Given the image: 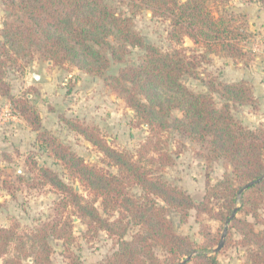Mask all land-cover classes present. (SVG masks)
Here are the masks:
<instances>
[{"label": "trees", "instance_id": "16d2710c", "mask_svg": "<svg viewBox=\"0 0 264 264\" xmlns=\"http://www.w3.org/2000/svg\"><path fill=\"white\" fill-rule=\"evenodd\" d=\"M123 1L131 13L146 8L152 16L167 19L172 40L180 43L187 38L203 52L186 54L184 48L170 54L162 52L134 29L133 14L116 13L105 0H4L8 15L1 29L0 95L9 92L3 79L5 67L17 64L19 58H30L35 51L44 60L68 62L101 78L135 112L138 123L147 124L148 135L129 152L109 146L96 127L66 120L117 168L112 174L86 164L47 131H41L37 112L26 100L11 97L13 106L37 132V140L67 168L71 180L100 199L105 212L122 207L131 223L139 226L140 231L130 240L123 239L126 229L122 228L116 250L96 264H178L192 254L193 264H221L210 251L213 240L197 245L174 231L166 217L167 208L178 213L181 221L186 220L188 210L195 209L197 216L204 214L224 224L236 208L229 223L240 236L237 243L254 247L248 253L249 264H264V228L256 230L252 222L236 216L242 212L258 222L257 211L264 204V129L243 126L231 111L235 105H255L252 89L245 81L226 83L210 76L205 82L207 91L195 93L181 82V77L194 74L209 54L235 59L242 55L240 43L249 33L247 14L230 9L231 0ZM130 47L144 51L137 64L126 63ZM112 64L123 65L113 72ZM212 93L218 94L221 105L216 104ZM175 109L180 110L181 117L172 115ZM173 132L202 144L207 166L222 159L231 167V173H224L215 184H210L207 176L206 191L198 202L157 173L173 163L175 152L168 145ZM37 169L59 197L53 203L51 218L27 236L29 247L21 237L16 252L5 258L4 264H21L28 256H32L33 264H54L48 238L60 239L65 245L72 241L68 211L87 218L89 229H106L111 236L115 233L92 202L72 185L44 166ZM249 182L253 183L240 191ZM133 186L144 191L141 200L128 195L127 188ZM201 233L206 239L207 232ZM15 240L14 229L0 228V257L8 254V246ZM157 247L165 253L163 259L155 254ZM66 257V264H79L72 252Z\"/></svg>", "mask_w": 264, "mask_h": 264}, {"label": "rangeland", "instance_id": "374dc122", "mask_svg": "<svg viewBox=\"0 0 264 264\" xmlns=\"http://www.w3.org/2000/svg\"><path fill=\"white\" fill-rule=\"evenodd\" d=\"M3 1L0 0V40L3 22L8 15ZM105 1L116 13H131L123 0ZM229 5L236 13H245L248 17L249 33L240 43L242 55L235 59L209 54L207 61L201 62L191 76L183 75L181 82L193 92L200 93L207 91L205 82L210 76L226 83L245 81L252 89L255 105H235L231 109L232 114L247 128L264 129V0H231ZM132 12L134 29L146 43L169 54L177 48H184L186 54L203 52L202 47L195 46L187 38L180 43L172 40L168 34L170 26L167 19L152 16L146 8H137ZM129 50L126 63H139L143 49L130 47ZM122 65L112 64L111 69L117 72ZM33 72L46 80L32 81ZM3 79L9 85V92L0 95V228L14 229L16 240L9 244L8 254L0 257V264H4V259L16 252L21 237L27 241V236L52 216L53 203L59 194L40 174L38 166L50 169L62 181L72 185L86 201L92 202L99 216L115 232L111 236L106 229H89L87 218L68 211L66 215L70 217L72 241L65 245L62 240L49 237L51 261L66 264L69 251L78 258L79 264H96L106 260L118 247L120 230L126 229L123 239L130 240L135 232L140 231L139 226L131 223L127 211L122 207L105 212L100 199H94L89 190L71 180L67 168L50 154L48 147L37 140V132L13 106L11 97L26 100L37 112L41 131H47L86 164L112 174L117 173V168L96 146L71 129L66 120L96 127L109 146L129 152H134L148 135L147 124H139L135 112L101 78L89 75L68 62L54 64L44 60L35 51L30 58H19L17 64L6 66ZM212 96L216 104L221 105L223 101L218 94L212 93ZM172 115L181 117V112L175 109ZM168 145L169 150L175 152L173 163L157 173L167 183L184 190L195 202L201 200L206 191L207 176L209 183L215 184L224 173H231V167L222 159L207 166L202 157L207 152L204 146L180 132L171 134ZM126 191L137 200L144 197V191L139 186L129 187ZM157 202L166 207L162 200L157 199ZM257 215L258 222L249 214H236L238 218L252 222L254 228L259 230L264 228V204L259 206ZM166 217L171 220L176 233L187 236L194 244L213 240L215 245L210 251L216 254L221 264H249L248 253L254 247L240 246L237 243L240 236L230 223L222 247L214 252L221 237L223 222L204 214L197 216L195 209L188 210L185 221H181L179 214L170 208H167ZM202 231L207 232L206 239ZM29 245L27 241L26 248ZM154 252L159 259L165 256L158 247L154 248ZM21 264H33L32 256L23 257ZM182 264L193 263L189 259Z\"/></svg>", "mask_w": 264, "mask_h": 264}, {"label": "water", "instance_id": "95a60500", "mask_svg": "<svg viewBox=\"0 0 264 264\" xmlns=\"http://www.w3.org/2000/svg\"><path fill=\"white\" fill-rule=\"evenodd\" d=\"M46 79L43 78L40 74H36V73H32V81L34 82H42V81H45ZM257 181V180H255ZM253 182H249L248 184H246L245 186H243V188L240 190L242 191L243 189H245L246 187L250 186ZM240 193V192H239ZM236 212V208L233 209L231 215L229 216V218L226 220L225 224H224V227H223V230H222V233H221V237H220V240L217 244V246L213 249L214 252H216L217 250H219L222 245H223V242H224V237L226 235V232H227V227H228V223H229V220L230 218L235 214ZM191 258V256H188L186 257L184 260H182L179 264H182L184 263L185 261L189 260Z\"/></svg>", "mask_w": 264, "mask_h": 264}, {"label": "built area", "instance_id": "2783aa9c", "mask_svg": "<svg viewBox=\"0 0 264 264\" xmlns=\"http://www.w3.org/2000/svg\"><path fill=\"white\" fill-rule=\"evenodd\" d=\"M263 40H264V36H263Z\"/></svg>", "mask_w": 264, "mask_h": 264}]
</instances>
